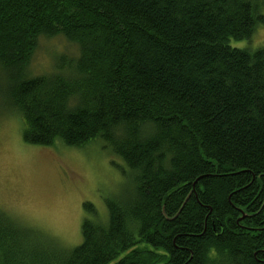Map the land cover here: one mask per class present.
<instances>
[{
    "label": "trees",
    "instance_id": "trees-1",
    "mask_svg": "<svg viewBox=\"0 0 264 264\" xmlns=\"http://www.w3.org/2000/svg\"><path fill=\"white\" fill-rule=\"evenodd\" d=\"M263 26L264 0H0V115L29 145L100 141L132 177L34 260L0 210V264H264V47L230 45ZM55 37L77 57L30 76Z\"/></svg>",
    "mask_w": 264,
    "mask_h": 264
},
{
    "label": "rangeland",
    "instance_id": "rangeland-1",
    "mask_svg": "<svg viewBox=\"0 0 264 264\" xmlns=\"http://www.w3.org/2000/svg\"><path fill=\"white\" fill-rule=\"evenodd\" d=\"M230 45L252 50L264 47V26L249 41ZM77 55L78 48L61 37L42 38L28 74H49L57 57ZM131 181L124 163L102 142L80 149L29 145L22 140L18 116L0 115V210L19 226L39 234L29 239L26 254L30 260L38 257L43 244L59 252L78 246L83 204L91 203L105 219V200L123 197Z\"/></svg>",
    "mask_w": 264,
    "mask_h": 264
}]
</instances>
